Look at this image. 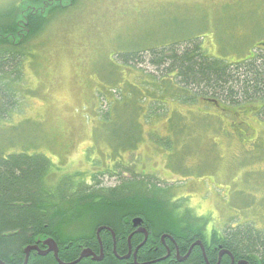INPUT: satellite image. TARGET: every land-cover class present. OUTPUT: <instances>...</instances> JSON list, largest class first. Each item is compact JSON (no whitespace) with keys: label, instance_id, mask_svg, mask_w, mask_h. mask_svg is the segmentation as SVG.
<instances>
[{"label":"rangeland","instance_id":"374dc122","mask_svg":"<svg viewBox=\"0 0 264 264\" xmlns=\"http://www.w3.org/2000/svg\"><path fill=\"white\" fill-rule=\"evenodd\" d=\"M13 3L15 13L1 31L17 25L25 35L37 13L48 22L37 32L30 27L35 33L24 47L19 87L25 98H17L16 112H22L0 132V151L46 154L56 170L53 183L81 174L87 187H95L96 178L110 188L135 173L172 188L178 213L189 211L205 230L256 229L264 236L262 104L201 99L184 105L169 98L156 109L145 101L135 115L137 102L127 94L154 97L163 89L152 84L157 74L149 63L132 68L121 57L191 42L227 64L264 55V0H0V10ZM102 96L122 97L117 116ZM183 119V128L169 126ZM135 141L131 151H121L125 168H117V157L102 155L111 144L128 149ZM89 223L85 218L82 226Z\"/></svg>","mask_w":264,"mask_h":264},{"label":"trees","instance_id":"16d2710c","mask_svg":"<svg viewBox=\"0 0 264 264\" xmlns=\"http://www.w3.org/2000/svg\"><path fill=\"white\" fill-rule=\"evenodd\" d=\"M14 8L13 3L0 10V25L12 17ZM47 22L43 13H37L27 20L29 26L25 35L17 25L8 32L0 30V132L6 123L12 122L14 114L22 112V109L16 110L17 98H25L19 88L22 63L28 56L24 47L35 33L32 28L37 32ZM198 45L194 42L174 43L159 50L147 49L121 56L132 68L149 63L158 75H151L152 84L163 89L154 97L141 91L127 94L137 102V108L132 107V114L134 111L135 115L140 113L145 101H150L156 109L155 104L161 107L169 98L184 105L202 99L233 107L251 103H260L264 107V55L227 64L206 56ZM172 75L174 79L168 80L167 76ZM122 97L113 102L101 97L104 103L112 106V116H117L115 107ZM110 117V113L106 115L107 119ZM184 120L176 126L169 123V126L173 130L183 128ZM137 142L130 143L128 149L122 144H111L102 155L117 157L120 162L117 168H125L121 151H131ZM173 143L172 146L168 144L169 149L165 148L170 151ZM55 171L46 154L28 149L13 153L5 151V154L0 151V261L3 263L24 264L27 247L39 245L40 249L46 250L44 242L54 239L63 264L78 261L85 249L92 250L98 257L103 253L104 258L100 262L88 258L78 264H216L210 253L202 252L196 245L199 240L208 243L203 232L206 225L190 219L189 211L178 213L179 206L171 200L172 188L162 187L147 178L140 180L135 173L131 179L119 178L116 186L110 188L101 186V180L96 178L95 187H87L78 180L83 179L81 174L64 176L53 183L51 176ZM129 172L132 174V169ZM85 218H89L90 223L82 226ZM136 218L143 220L140 227L144 225L147 237L138 233L140 227H133L132 220ZM101 227L110 230H103L98 236ZM164 234L174 238L185 261H177L174 257L164 260L167 247L174 251L172 241L162 238ZM213 240L228 249L236 261L264 264V236L256 229L221 235L216 232ZM128 255V260H122ZM28 264L60 263L53 254L40 256L32 252Z\"/></svg>","mask_w":264,"mask_h":264},{"label":"water","instance_id":"95a60500","mask_svg":"<svg viewBox=\"0 0 264 264\" xmlns=\"http://www.w3.org/2000/svg\"><path fill=\"white\" fill-rule=\"evenodd\" d=\"M133 224V227L134 228H138L140 227L142 224H143V220L141 218H136L133 220L132 222ZM103 230H110L109 228H105V227H101L97 234L98 236L100 235V233L103 231ZM138 233H142V234H145L146 237H147V231L144 227H140V229L138 230ZM165 238V237H163ZM196 245H199L202 247V249L204 250V247L202 245V243H197ZM195 245V246H196ZM44 246L47 247L46 250H42L39 248V245H34V246H29L25 249V254H26V260H25V263L24 264H28L29 263V259H30V256H31V253L32 252H37L40 256H47L49 254H53L55 259L60 263V264H63L60 259H59V253H60V248L58 246V244L55 242L54 239H48L44 242ZM136 257V255H135ZM88 258H92L93 261L95 262H100L103 260L104 258V255L103 253L101 254V256H97L92 250L90 249H85L83 251V253L81 254L80 256V259L78 261H76L75 263H71V264H78L80 263L82 260L84 259H88ZM130 258V255L122 258V260H128ZM165 260V259H164ZM180 262H183L185 261V259H179ZM208 263V261H207ZM0 264H5L3 263L2 261H0Z\"/></svg>","mask_w":264,"mask_h":264},{"label":"flooded vegetation","instance_id":"af4514ba","mask_svg":"<svg viewBox=\"0 0 264 264\" xmlns=\"http://www.w3.org/2000/svg\"><path fill=\"white\" fill-rule=\"evenodd\" d=\"M134 220V219H133ZM132 220V221H133ZM144 227V225H143ZM204 235L206 236L207 240H208V243H205L203 241H197L198 243H202L203 247H204V251L206 254H209L215 258L216 260V264H247V262H244L242 260H239V261H236L235 257L233 256V254L228 250V249H225L223 247V245L221 244H216V241L214 242L213 238H214V231L212 230H204ZM142 234V233H141ZM148 234V233H147ZM163 237H166V238H169L172 243H173V249L174 251H171L170 248L167 247L168 249V254L164 257V259H168L169 257L171 258H175L177 261H179V259H182L181 258V253H180V249H179V246L177 245L176 241L174 240V238L168 234H164L162 235V238ZM215 243V244H213ZM164 244L165 241H164ZM191 248V247H190ZM202 252H203V249L202 247L200 246ZM226 259H229L227 260L228 262H226Z\"/></svg>","mask_w":264,"mask_h":264}]
</instances>
